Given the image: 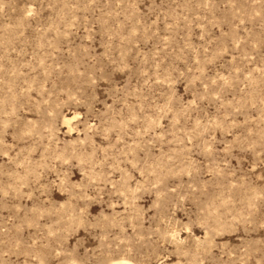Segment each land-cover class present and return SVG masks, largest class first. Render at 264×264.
Returning <instances> with one entry per match:
<instances>
[{"label": "rangeland", "instance_id": "rangeland-1", "mask_svg": "<svg viewBox=\"0 0 264 264\" xmlns=\"http://www.w3.org/2000/svg\"><path fill=\"white\" fill-rule=\"evenodd\" d=\"M120 257L264 264V0H0V264Z\"/></svg>", "mask_w": 264, "mask_h": 264}, {"label": "bare ground", "instance_id": "bare-ground-1", "mask_svg": "<svg viewBox=\"0 0 264 264\" xmlns=\"http://www.w3.org/2000/svg\"><path fill=\"white\" fill-rule=\"evenodd\" d=\"M64 120H66L67 122H69L70 117H64ZM109 264H136L135 262H133L132 260L125 258V257H120L117 259H112Z\"/></svg>", "mask_w": 264, "mask_h": 264}]
</instances>
